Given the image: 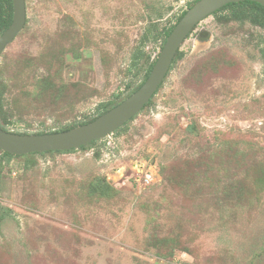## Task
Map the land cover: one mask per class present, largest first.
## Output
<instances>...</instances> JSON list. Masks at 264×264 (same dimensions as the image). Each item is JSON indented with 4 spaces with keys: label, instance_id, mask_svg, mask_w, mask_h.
I'll return each instance as SVG.
<instances>
[{
    "label": "rangeland",
    "instance_id": "rangeland-1",
    "mask_svg": "<svg viewBox=\"0 0 264 264\" xmlns=\"http://www.w3.org/2000/svg\"><path fill=\"white\" fill-rule=\"evenodd\" d=\"M197 0H26L0 58L5 126L62 131L145 80L132 55ZM0 264H264V26L230 8L183 42L150 103L69 152L2 156Z\"/></svg>",
    "mask_w": 264,
    "mask_h": 264
},
{
    "label": "water",
    "instance_id": "water-1",
    "mask_svg": "<svg viewBox=\"0 0 264 264\" xmlns=\"http://www.w3.org/2000/svg\"><path fill=\"white\" fill-rule=\"evenodd\" d=\"M13 1V19L0 35V58L7 46L23 30L27 21L26 0ZM247 0H197L178 20L167 36L145 81L119 104L94 120L68 130L44 133H18L0 125V148L25 155L34 152L65 151L79 148L114 133L134 118L151 101L168 75L174 58L193 29L225 5ZM264 6V0H249Z\"/></svg>",
    "mask_w": 264,
    "mask_h": 264
},
{
    "label": "trees",
    "instance_id": "trees-1",
    "mask_svg": "<svg viewBox=\"0 0 264 264\" xmlns=\"http://www.w3.org/2000/svg\"><path fill=\"white\" fill-rule=\"evenodd\" d=\"M194 3L190 4L189 7H191ZM226 8H230L233 11V13H235L236 15L241 14V13H243V14H250V15L253 16L255 22L258 25L264 26V6L261 5L258 2L249 1V0H247V1H241V2H233V3H229V4L225 5L224 7H222L221 9H219L216 12H219V11H221L223 9H226ZM185 12H186V10L183 12V15H184ZM216 12H214L213 14H215ZM12 19H13V1L12 0H0V35L9 27V25L12 22ZM174 26L175 25L169 26V27L167 26V27H165V28H163L161 30V32H160L161 37H162L161 48H162V46H163V44H164L167 36L170 34V32L172 31V29H173ZM151 31H152V29H149V32H151ZM149 32L147 34H145V35L142 36L139 45L135 48L134 53L132 55V64H131L132 66H136V65H138V62L143 59L144 62L146 63V65H147V67H148L147 74H146V78L149 75V73H150V71H151V69H152V67H153V65H154V63L156 61V58H157V55L153 56L151 53H148V52H146L144 50V45H145V42H146L147 38L149 37ZM175 58H176V56H175ZM175 58H174V60H175ZM144 81L145 80H143L136 89H138L140 87V85ZM0 93H1V90H0ZM119 103H117V104H119ZM117 104H115L114 106H116ZM114 106H111V107L105 109L99 115H101L102 113L108 111L109 109H111ZM98 116H96L95 118H97ZM95 118H93V119H91V120H89L87 122H90V121L94 120ZM5 122H6V117L4 116L3 109H2V105H1V99H0V125L4 129L9 130L5 126ZM87 122H83L81 124H84V123H87ZM81 124H79V125H81ZM76 126L77 125H72V126H69V127L65 128L63 130H68V129H71V128L76 127ZM18 133H27V132H18ZM41 133H44V132H41ZM98 140H95V141H93V142H91V143H89L87 145H83V146H81L79 148H81V149L87 148V147L91 146L92 144H94ZM75 149H78V148H74V149H71V150H65V151L57 150V151H47V152H34V153H29V154H43V153H49V152H69V151H73ZM0 151L2 153V156H15V154H12V153H9V152H4L1 148H0Z\"/></svg>",
    "mask_w": 264,
    "mask_h": 264
}]
</instances>
